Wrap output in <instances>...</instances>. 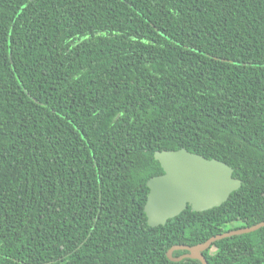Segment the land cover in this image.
Here are the masks:
<instances>
[{"label":"trees","instance_id":"obj_1","mask_svg":"<svg viewBox=\"0 0 264 264\" xmlns=\"http://www.w3.org/2000/svg\"><path fill=\"white\" fill-rule=\"evenodd\" d=\"M182 148L242 187L150 227ZM261 222L264 0H0V264H201L167 253ZM213 247L264 264V228Z\"/></svg>","mask_w":264,"mask_h":264},{"label":"water","instance_id":"obj_2","mask_svg":"<svg viewBox=\"0 0 264 264\" xmlns=\"http://www.w3.org/2000/svg\"><path fill=\"white\" fill-rule=\"evenodd\" d=\"M163 175L150 179V189L145 205V213L150 227L165 226L167 222L180 216L191 206L194 212H205L226 203L232 193L242 187V181L234 178V169L217 159H207L182 148L178 151L155 153ZM264 228V222L249 228L233 230L205 243L190 247L173 246L167 253L169 260L182 262L186 259L208 264L204 257L214 243L226 238L254 233ZM185 252L175 257V252Z\"/></svg>","mask_w":264,"mask_h":264},{"label":"flooded vegetation","instance_id":"obj_3","mask_svg":"<svg viewBox=\"0 0 264 264\" xmlns=\"http://www.w3.org/2000/svg\"><path fill=\"white\" fill-rule=\"evenodd\" d=\"M233 230H238L237 228H234V229H232V230H230V231H233ZM229 231V232H230ZM227 233V232H226ZM231 238V237H230ZM214 245V244H213ZM213 245L207 250V251H209V250H211V253H215L216 252V248L215 247H213ZM207 251H205L204 252V254L207 252Z\"/></svg>","mask_w":264,"mask_h":264}]
</instances>
